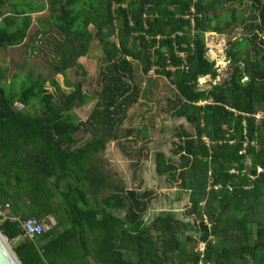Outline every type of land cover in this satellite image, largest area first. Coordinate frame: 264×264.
<instances>
[{"label":"trees","instance_id":"1","mask_svg":"<svg viewBox=\"0 0 264 264\" xmlns=\"http://www.w3.org/2000/svg\"><path fill=\"white\" fill-rule=\"evenodd\" d=\"M44 1L50 17L33 20L45 8L0 0V10L10 7L1 49L25 45L32 29L39 42L47 34L55 39L50 79L24 73L22 90L8 93L2 86L8 69H0V229L20 260L264 264V115L257 116L264 112V0H250V17L228 7L244 0ZM248 22V37L228 40V80L213 85L219 72L207 56L206 35H228ZM96 41L100 91L84 120L76 109L95 100L85 81L65 93L56 77L76 68L86 78L80 59ZM137 64L144 76L154 71L175 87L170 114L192 128L177 126L172 153L178 161L156 153L158 174L179 188L176 200L189 194L183 218L164 210L148 221L154 191L128 189L99 157L142 98ZM203 78H210L208 88L200 87ZM83 131L91 138L78 146ZM29 218L49 229L27 237L22 223Z\"/></svg>","mask_w":264,"mask_h":264},{"label":"rangeland","instance_id":"2","mask_svg":"<svg viewBox=\"0 0 264 264\" xmlns=\"http://www.w3.org/2000/svg\"><path fill=\"white\" fill-rule=\"evenodd\" d=\"M34 2H36L34 9L39 11L40 8H45V10L33 13V17L39 19L50 15L48 10H46L48 9L47 2L44 0H34ZM250 5V0H244L242 5L230 4L228 7H234L238 11H246L245 16L250 17L252 12ZM7 9L3 8L1 12L4 13ZM249 24L250 22L244 25L239 24L228 35H217L215 33L206 35L209 48L207 56L215 61L219 69V77L213 82V85L228 80L231 73V63L226 56L227 54H225L228 48V40L248 37L249 31L246 26ZM4 25H0V28H7ZM40 41L34 38L32 29L25 45L15 48L10 53L4 52L6 57L11 59V67L14 68L12 65L15 66L14 70H17L21 78H23L24 73H32L34 77L47 79L52 77L50 64L53 62L54 56L51 47L54 45L55 39L50 34H47V36H41ZM223 49H225V53L222 54ZM101 58L102 52L99 41H96L89 55L80 59V62L84 64L88 72L86 78H83L82 73L76 68L68 71L67 76L56 77L65 93L72 92L78 82L85 81V91L95 100L76 109L77 114L84 120L88 118L98 102ZM136 70L137 83L143 90L142 98L137 105L129 109L128 117L119 132L120 137L117 140L109 141L106 150L100 152L99 157L106 163L109 171L120 175L128 189L154 191V202L147 214L148 221L164 210L176 212L178 218H183L187 207L190 205L189 194L186 193L180 200H176L179 188L171 186L164 177L158 174L156 153L158 150H163L167 156H171L175 161H178L179 156L172 153L173 142L177 140V126L183 125L188 130H192V128L185 118H174L170 114L168 108L172 99L175 98V87L171 86L166 79L158 77L154 72H151L149 76H144L140 64L136 65ZM209 81V78L202 79L200 87L208 88L210 83L207 85V82ZM13 82L11 84L3 83L2 86L6 88L8 93L20 92L24 86L22 79ZM68 84L71 86H68ZM47 87L51 92L56 93V89L50 84ZM16 107L21 108L22 105H16ZM34 108H37V106L33 108L31 106V109ZM262 115H264V112L258 114V116ZM146 125L148 127L144 133L139 134L136 131L133 134H125V130L128 128L143 129ZM146 134L149 135L147 136ZM78 138V146H82L91 137L83 131L78 134ZM47 227H49L48 224ZM198 247L204 249L202 244H199Z\"/></svg>","mask_w":264,"mask_h":264},{"label":"built area","instance_id":"3","mask_svg":"<svg viewBox=\"0 0 264 264\" xmlns=\"http://www.w3.org/2000/svg\"><path fill=\"white\" fill-rule=\"evenodd\" d=\"M223 52H225V50L222 51V54H223ZM181 56L184 57L183 54H181ZM216 68H218L217 65H216ZM218 72H219V69H218ZM203 79H207V78H203ZM209 80H210V78H209ZM200 81H199V85H200ZM246 81H248V79L244 80V82H246ZM210 82H211V80L207 83H210ZM262 116H258V117L261 118ZM259 172H263V168H260ZM12 220H16V219H12ZM22 226H23V229L25 231L26 236L31 238V239H33L34 237H37V236H42L49 229V227H47V224H45L44 222H41L37 218H29V219L23 221ZM201 250H203V249H201Z\"/></svg>","mask_w":264,"mask_h":264},{"label":"crops","instance_id":"4","mask_svg":"<svg viewBox=\"0 0 264 264\" xmlns=\"http://www.w3.org/2000/svg\"><path fill=\"white\" fill-rule=\"evenodd\" d=\"M9 1H13V0H9ZM31 4H32L33 7L36 6V2H34V0H32ZM4 8H8V9L4 13L1 12L2 10H0V13H1L0 14V25L2 23L3 18L6 17L7 15H9V13H10V7L9 6H6ZM34 19H36V17H33V20ZM17 47H20V46H17ZM17 47H14V48H17ZM12 50L13 49H10V48H7V49H1L0 48V69H8L7 80L4 81L3 83H8V84H11L14 81V74L15 73L18 74L17 70L16 69L14 70L15 66L12 65L14 68L11 67V59H10V57H6V55L4 54V52L5 53H10ZM223 50H225V49H223ZM223 53H225V52H223Z\"/></svg>","mask_w":264,"mask_h":264},{"label":"water","instance_id":"5","mask_svg":"<svg viewBox=\"0 0 264 264\" xmlns=\"http://www.w3.org/2000/svg\"><path fill=\"white\" fill-rule=\"evenodd\" d=\"M0 264H24L15 249L0 229Z\"/></svg>","mask_w":264,"mask_h":264}]
</instances>
